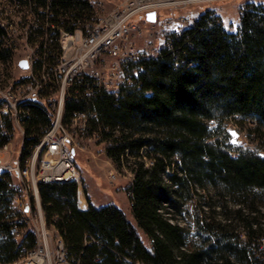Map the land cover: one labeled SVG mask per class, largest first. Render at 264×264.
I'll use <instances>...</instances> for the list:
<instances>
[{
  "label": "trees",
  "instance_id": "trees-1",
  "mask_svg": "<svg viewBox=\"0 0 264 264\" xmlns=\"http://www.w3.org/2000/svg\"><path fill=\"white\" fill-rule=\"evenodd\" d=\"M189 26L170 32L156 57L128 64L133 83L118 96L67 99V124L75 112H96L88 133L97 132L114 166L131 175L125 191L136 220L114 203L79 208L76 180L41 182L46 220L55 223L70 264H264V3L244 6L236 32L212 10ZM5 35L0 25L2 87L12 77ZM22 108L24 164L52 127L53 112L47 101ZM233 118L248 126L252 145L230 141ZM13 129V119L0 114V147ZM12 186L11 173H0V232L7 235L0 264L36 245L32 232L24 240L11 234L5 213ZM193 202L198 246L180 222Z\"/></svg>",
  "mask_w": 264,
  "mask_h": 264
},
{
  "label": "built area",
  "instance_id": "built-area-1",
  "mask_svg": "<svg viewBox=\"0 0 264 264\" xmlns=\"http://www.w3.org/2000/svg\"><path fill=\"white\" fill-rule=\"evenodd\" d=\"M212 1L8 0L14 9L23 7V16L0 21L6 32L3 46L12 50V58L7 62L12 74L9 84L17 86V93L9 92V84L6 90H0V114L22 115L20 100L23 98L49 103L53 125L37 146L44 156L38 183L70 181L78 177L71 150L81 145L80 138L88 132L89 117L96 116L89 108L75 112L71 117L73 128H65L63 121H55V108H63L65 113L66 101L72 96L88 99L100 92L118 96L123 85L133 83L131 75L127 74V65L156 57L167 44L165 38L171 31L175 11L193 2ZM162 10L168 15H160ZM152 11L156 12L155 21L147 19ZM197 19L193 18V24ZM140 37H144L143 44ZM160 38L165 39L162 45ZM24 60L27 67L21 65ZM5 64L3 62V67ZM134 73L136 75V71ZM21 130L23 133V127ZM97 136V132L92 133V137ZM12 187V208L5 213L11 234L16 240H24L27 233L32 232L36 241L32 249L23 247L24 256L19 261L21 264H45L47 235L40 233L34 224L36 202L43 206L40 191L39 200H34V214H27L30 181L22 179ZM52 226L55 234L54 222ZM6 237L0 232V238ZM55 238L59 264H70L62 237L55 234Z\"/></svg>",
  "mask_w": 264,
  "mask_h": 264
},
{
  "label": "rangeland",
  "instance_id": "rangeland-1",
  "mask_svg": "<svg viewBox=\"0 0 264 264\" xmlns=\"http://www.w3.org/2000/svg\"><path fill=\"white\" fill-rule=\"evenodd\" d=\"M248 2L264 3V0H213L210 3H190L187 8L178 9L175 11V17L173 16V19L171 20V31L173 32L178 29V31H180V28L182 30L190 27L189 25L193 22V18H198L201 13L207 10H212L215 12V14L222 18L228 31L236 32L238 29L237 27L241 10ZM166 12V10H162L159 12V14L162 15ZM166 15L168 14L166 13ZM141 19L144 21V16H141ZM140 38L141 43L143 44L144 37ZM165 39H162L159 43L162 45L164 42L163 40ZM17 72L18 71H15V74H17ZM11 118L13 119V117ZM13 122L14 129L11 134L10 142H8L6 146L0 147V168L4 169V171H9V167H11V171L9 172L11 173L12 177V185L17 182L20 183L22 179L30 181L31 187L29 192L34 196V193L37 192L35 186L36 184L37 186L40 184L38 183L40 179L39 165L42 158L44 157L43 152L38 153L39 148H35L30 158H28L24 164L21 163V151L24 133H22L20 124L14 119ZM227 129L230 133V141L232 143L252 145L250 136L246 135L247 132L250 131L248 126L238 123L236 118H233V120L228 123ZM4 130L5 133H8L6 129ZM233 133H235V135H233ZM80 139L81 145L73 147L74 159L78 168V177L75 179L78 182V195H82L84 197L87 205H89V201L94 205H106L109 203H114L122 207L128 214L131 221L136 223V220L131 214L129 195L125 191V186L130 181L131 175L126 172H120L114 166L113 162L106 155L104 143L100 141L99 136L92 137V134L87 132L85 133V136ZM260 147L264 149V144H260ZM35 153H37V155ZM24 169H26V172H24ZM77 197L78 207L81 208L79 196ZM201 199V195H198L196 198L197 201ZM194 205L195 202L188 206L189 210L185 211L183 215L180 216V222L187 228L185 229V234L188 236V242L198 246L200 245L201 239H203V237L199 239V237L196 236L198 229L195 226L191 215L192 211L194 210ZM36 207L37 214L34 224L40 233L47 235L49 244L48 257H45L43 262L45 264H59L57 256L58 248L55 242L56 238L53 230L54 227L52 226V223L49 224L47 221L44 223V220L42 219V215L44 216L45 213L43 206L40 207V205H38L36 202ZM204 236H206V234H204ZM144 238L146 239L147 244L150 245V241L145 236ZM233 241L230 242V244H234ZM242 242L243 238L238 242L239 245H241ZM209 244L210 241L206 242L204 245L208 246ZM39 259L41 258L39 257ZM21 262L22 261L18 260V264H21Z\"/></svg>",
  "mask_w": 264,
  "mask_h": 264
},
{
  "label": "bare ground",
  "instance_id": "bare-ground-1",
  "mask_svg": "<svg viewBox=\"0 0 264 264\" xmlns=\"http://www.w3.org/2000/svg\"><path fill=\"white\" fill-rule=\"evenodd\" d=\"M17 16H23V7H16V9H14V7L12 5H10V2H8V0H0V21H4V19H6V17L17 18ZM1 68H3V62L2 61H0V69ZM2 86H0V90H6V86L5 87H2ZM9 92L10 93H17L16 84H9ZM27 100H31V98H23L20 100V108H22V104ZM32 101H39V100H32ZM0 106H2V99H0ZM13 119L15 121H17L21 127H23L21 125V121H20L21 115H15V117H13ZM55 121H63V125L65 128H73V121L70 120V123H68V124H67V122L66 123L64 122L63 108H55ZM23 133H24V130H23ZM39 152H41V151H38V153ZM35 154L37 155V153H35ZM39 166H41V163ZM35 187L37 189L36 190L37 192L34 193V196L32 193L29 192V196H31V197H27V214H34V210H35V201L34 200H39V186H35ZM35 194H36V197H35ZM44 216H45V214H44ZM44 216L42 215V219L44 220V223H46V221H47L46 216L45 217ZM55 234H56V236H61L56 228H55Z\"/></svg>",
  "mask_w": 264,
  "mask_h": 264
},
{
  "label": "water",
  "instance_id": "water-1",
  "mask_svg": "<svg viewBox=\"0 0 264 264\" xmlns=\"http://www.w3.org/2000/svg\"><path fill=\"white\" fill-rule=\"evenodd\" d=\"M147 19L149 21H155L156 20V12L155 11H152V12H149L148 15H147ZM21 65H23L24 67H27V62L24 60L21 62ZM72 153H74V149L71 150ZM4 172V169L0 168V173Z\"/></svg>",
  "mask_w": 264,
  "mask_h": 264
},
{
  "label": "crops",
  "instance_id": "crops-1",
  "mask_svg": "<svg viewBox=\"0 0 264 264\" xmlns=\"http://www.w3.org/2000/svg\"><path fill=\"white\" fill-rule=\"evenodd\" d=\"M78 196H79V202L81 204V208L86 209L88 205L86 204L84 197L82 195H78Z\"/></svg>",
  "mask_w": 264,
  "mask_h": 264
},
{
  "label": "snow or ice",
  "instance_id": "snow-or-ice-1",
  "mask_svg": "<svg viewBox=\"0 0 264 264\" xmlns=\"http://www.w3.org/2000/svg\"><path fill=\"white\" fill-rule=\"evenodd\" d=\"M233 135H235V133H233Z\"/></svg>",
  "mask_w": 264,
  "mask_h": 264
}]
</instances>
